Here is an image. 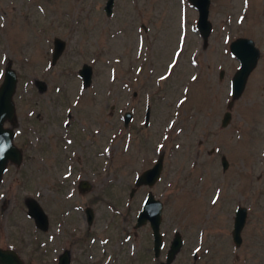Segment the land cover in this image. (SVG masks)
I'll return each instance as SVG.
<instances>
[{"label":"rangeland","instance_id":"374dc122","mask_svg":"<svg viewBox=\"0 0 264 264\" xmlns=\"http://www.w3.org/2000/svg\"><path fill=\"white\" fill-rule=\"evenodd\" d=\"M105 2L0 0V84L5 67L17 75L4 127L22 153L1 176L0 247L24 264H57L63 250L69 264H156L179 233L170 264H264V0H210L205 39L189 0H114L110 15ZM55 37L65 47L52 64ZM238 37L261 54L229 108ZM160 154L158 181L134 188ZM82 179L90 189H78ZM148 191L163 204L157 258L149 224L134 227ZM31 200L45 229L28 215ZM237 206L247 209L238 246Z\"/></svg>","mask_w":264,"mask_h":264},{"label":"water","instance_id":"95a60500","mask_svg":"<svg viewBox=\"0 0 264 264\" xmlns=\"http://www.w3.org/2000/svg\"><path fill=\"white\" fill-rule=\"evenodd\" d=\"M191 5L197 10V29L199 34L204 39L209 36L212 31V24L209 21V6L210 0H189ZM114 0H106L103 10L106 15L112 13ZM65 42L55 37L53 39V49L51 52V62L54 64L58 57L64 50ZM230 54L238 61L239 65L237 70L234 72L231 83H230V95L231 101L228 103V107L231 108L233 101L239 98L245 88L247 79L256 67L258 60L260 58V50L256 47L254 41L247 37H238L233 39L229 44ZM79 75L82 80L83 86H88L91 82L92 70L87 64L82 65L79 70ZM17 82L16 72L10 67H6L4 70V75L2 82L0 84V180L1 176L6 168L8 162L14 164H20L22 160L21 150L18 149L13 143V131L9 128L4 127L5 121L12 122L15 117V107L13 103V94L15 91ZM38 88L42 89V84H38ZM135 95V93H134ZM150 108L146 107L145 111V122L147 123L149 118ZM231 117L230 111H226L221 119V125L225 127ZM132 118V113L126 111L124 113L123 123L127 126ZM222 170H225L228 161L225 156L221 157ZM163 168V155H159L154 164L145 170H143L139 175L136 176L134 181V188L140 186L152 187L155 182L160 178L161 171ZM86 183V181H83ZM88 185V183H86ZM83 188H86L83 186ZM134 189L130 191V196L133 195ZM28 214L32 217L40 229H45L47 226V217L44 211L35 201L27 202ZM162 202L155 198V196L148 192L145 200L142 204L141 210L138 212L136 217L135 228L149 224L152 232L153 239V254L157 258L160 256L161 249L163 246V237L160 229V224L162 221ZM88 222L91 221L92 215L90 214V209H87ZM247 217V209L243 206H237L234 212L233 228H232V240L236 246L241 243V231L244 227ZM182 245V238L179 233H176L171 240L169 247L166 252L165 260L160 261L156 264H170L177 252ZM70 256L69 252L64 251L59 257L58 264H69ZM0 264H24V261L19 256V254L13 249H3L0 248Z\"/></svg>","mask_w":264,"mask_h":264},{"label":"flooded vegetation","instance_id":"af4514ba","mask_svg":"<svg viewBox=\"0 0 264 264\" xmlns=\"http://www.w3.org/2000/svg\"><path fill=\"white\" fill-rule=\"evenodd\" d=\"M4 75V74H3ZM133 95H134V93H133ZM134 96H136V93H135V95ZM147 107H149V106H147ZM150 114V113H149ZM146 123V122H145ZM160 155H163V154H160ZM158 157V156H157ZM156 157V158H157ZM156 160V159H155ZM163 169V168H162ZM162 172V171H161ZM1 181V180H0ZM83 181H86V183H88V185L86 184V183H83ZM158 181V180H157ZM156 181V182H157ZM155 182V183H156ZM77 186H78V189L80 190V191H86L87 189H90V187H91V184L86 180V179H82V180H80L79 182H78V184H77ZM83 186H85L86 188H83ZM148 187V186H147ZM138 188V187H137ZM148 192H151V191H148ZM147 192V193H148ZM152 193V192H151ZM153 194V193H152ZM147 195V194H146ZM87 209H90V214L92 215V219H91V221L90 222H88V217H87ZM84 214H85V219H86V222H87V224L88 225H90L91 223H92V221H93V216H94V214H93V210H92V208L91 207H85V209H84ZM29 215V214H28ZM40 229V228H39ZM0 248H3V249H13V248H11V247H6V248H4V247H0ZM14 250V249H13ZM16 251V250H15ZM64 251H67V252H69V256H70V251H68V250H63L62 251V253L58 256V263H59V257L63 254V252ZM17 252V251H16ZM20 256V255H19ZM57 263V264H58Z\"/></svg>","mask_w":264,"mask_h":264}]
</instances>
